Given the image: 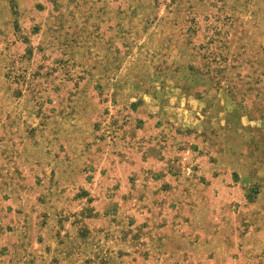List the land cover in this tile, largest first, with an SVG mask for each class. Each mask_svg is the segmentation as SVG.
<instances>
[{"label":"rangeland","instance_id":"rangeland-1","mask_svg":"<svg viewBox=\"0 0 264 264\" xmlns=\"http://www.w3.org/2000/svg\"><path fill=\"white\" fill-rule=\"evenodd\" d=\"M0 264H264V0H0Z\"/></svg>","mask_w":264,"mask_h":264}]
</instances>
